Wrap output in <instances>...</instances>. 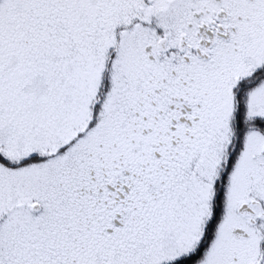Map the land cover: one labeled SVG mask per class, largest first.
I'll use <instances>...</instances> for the list:
<instances>
[{
	"label": "flooded vegetation",
	"instance_id": "obj_1",
	"mask_svg": "<svg viewBox=\"0 0 264 264\" xmlns=\"http://www.w3.org/2000/svg\"><path fill=\"white\" fill-rule=\"evenodd\" d=\"M76 3L77 32L89 35L107 28L112 35L90 106L91 126L100 123L102 103L112 90V66L123 37L127 49L117 109L101 126L96 148L57 192L71 204L60 209L59 217L88 235L83 257L127 259L120 250L92 251L104 243L121 246L132 236L160 241L163 221L174 213L170 198L175 184L186 176L187 194L191 177L199 172L210 178L213 189L198 241L186 251L185 196L179 210L185 248L159 253L168 255L157 264L201 263L226 221L231 222V256L238 261L254 250L252 263H261L264 0ZM170 229L175 237L173 222ZM200 243L202 251L196 252ZM76 246L69 261L81 257Z\"/></svg>",
	"mask_w": 264,
	"mask_h": 264
},
{
	"label": "rangeland",
	"instance_id": "obj_2",
	"mask_svg": "<svg viewBox=\"0 0 264 264\" xmlns=\"http://www.w3.org/2000/svg\"><path fill=\"white\" fill-rule=\"evenodd\" d=\"M76 9V0H0V23L13 17L15 36L22 34L28 41L26 45L15 43L8 49L12 54L0 44V153L19 164L14 167L0 162V264H157L168 255L159 253L185 248L181 224L184 213L179 211L185 196L186 251L198 241L210 210L213 188L209 177L199 172L193 175L187 194L186 176L175 184L170 198L174 213L164 219L160 241L154 244L140 235L132 236L121 246L104 243L92 251L120 250L127 259L119 256L111 261L98 256L86 260L82 255L85 248L77 245L82 231L69 227L59 217L60 209L71 204L57 194L58 188L68 174L80 170L88 152L96 148L101 126L117 109L124 84L121 76L127 71L123 37L112 66V90L102 103L100 123L91 126L90 106L112 35L107 28L89 35L77 32ZM18 12H22V21ZM33 39L40 44L33 46ZM34 154L42 155V159L21 165ZM34 203L39 204L38 211L32 209ZM172 222L176 225L175 237L170 235ZM230 225L226 221L221 226L207 256L197 264H254V250L238 261L231 256ZM75 245L81 257L69 261Z\"/></svg>",
	"mask_w": 264,
	"mask_h": 264
},
{
	"label": "trees",
	"instance_id": "obj_3",
	"mask_svg": "<svg viewBox=\"0 0 264 264\" xmlns=\"http://www.w3.org/2000/svg\"><path fill=\"white\" fill-rule=\"evenodd\" d=\"M18 13H19L18 14V16H19L18 20L22 21V19H24V17L22 16V12H18ZM31 15H33V12L31 13ZM12 19H14V18L11 17V19H7V22L4 21L3 23H0V44L7 46L6 50L9 54H12V53L10 51H8V49L14 48L15 43L26 45L28 42V41H25L22 39V34H20L19 36H15L16 31L14 28H12V21H11ZM39 44H40V41L33 39V46H36ZM98 110H99V104L95 107V110H94L95 114H97ZM41 159H42V155L34 154V155L30 156L29 158L24 159L20 163H21V165H23L25 163H29V162H33V161H39ZM0 162L6 164L8 166H14V167L19 165L16 162H12L10 159L4 157L1 153H0ZM78 242H79V244H77V245L79 246L80 249H81V247H84L86 249L89 246L88 235L86 233H82L80 235V237L78 238ZM207 245L208 244H206V246L204 247V251H205L206 247L208 248ZM80 249H79V251H80ZM85 251L86 250H82V252H85ZM195 251L196 252L202 251L201 243L198 245V247L195 249ZM189 262L190 261H187L186 264H188Z\"/></svg>",
	"mask_w": 264,
	"mask_h": 264
},
{
	"label": "water",
	"instance_id": "obj_4",
	"mask_svg": "<svg viewBox=\"0 0 264 264\" xmlns=\"http://www.w3.org/2000/svg\"><path fill=\"white\" fill-rule=\"evenodd\" d=\"M39 208H40V206H39V204H37V203H34V204L32 205V209H33L34 211H38Z\"/></svg>",
	"mask_w": 264,
	"mask_h": 264
}]
</instances>
